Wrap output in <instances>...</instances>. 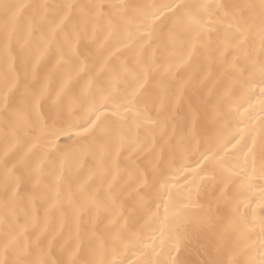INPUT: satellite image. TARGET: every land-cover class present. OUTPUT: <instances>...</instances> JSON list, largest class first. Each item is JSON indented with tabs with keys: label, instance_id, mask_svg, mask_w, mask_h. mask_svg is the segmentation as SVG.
Masks as SVG:
<instances>
[{
	"label": "snow or ice",
	"instance_id": "1",
	"mask_svg": "<svg viewBox=\"0 0 264 264\" xmlns=\"http://www.w3.org/2000/svg\"><path fill=\"white\" fill-rule=\"evenodd\" d=\"M0 264H264V0H0Z\"/></svg>",
	"mask_w": 264,
	"mask_h": 264
},
{
	"label": "bare ground",
	"instance_id": "2",
	"mask_svg": "<svg viewBox=\"0 0 264 264\" xmlns=\"http://www.w3.org/2000/svg\"><path fill=\"white\" fill-rule=\"evenodd\" d=\"M23 2H32V0H23ZM154 2H157V3H166V2H168V0H154Z\"/></svg>",
	"mask_w": 264,
	"mask_h": 264
}]
</instances>
